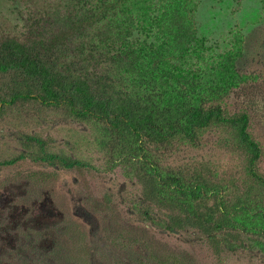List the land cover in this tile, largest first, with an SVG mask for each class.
Returning a JSON list of instances; mask_svg holds the SVG:
<instances>
[{"label":"trees","instance_id":"16d2710c","mask_svg":"<svg viewBox=\"0 0 264 264\" xmlns=\"http://www.w3.org/2000/svg\"><path fill=\"white\" fill-rule=\"evenodd\" d=\"M66 1L27 35L0 33V120L13 113L26 123L34 119L29 112H37L86 125L96 134L105 168L120 170L141 185L145 202L171 212L168 230L196 228L215 248L222 243L232 249L236 237L243 248L264 253V178L254 170L260 147L248 133V115L227 118L221 105L248 81L235 69L239 49L195 69L169 65L168 59L184 62L195 54L193 0ZM215 125L232 128L250 154L249 173L258 186L251 202L241 195L228 205L222 197L216 211L202 203L218 194L206 188L202 173L160 163V151L197 145ZM15 143L22 148L0 154V170L23 160L84 167L37 136Z\"/></svg>","mask_w":264,"mask_h":264},{"label":"rangeland","instance_id":"374dc122","mask_svg":"<svg viewBox=\"0 0 264 264\" xmlns=\"http://www.w3.org/2000/svg\"><path fill=\"white\" fill-rule=\"evenodd\" d=\"M66 2L0 0V33L27 35ZM193 2L195 54L184 62L168 59L169 65L195 69L239 49L235 69L248 81L221 105L227 118L248 115V133L260 147L254 170L264 178V0ZM29 113L34 119L26 123L13 113L0 120V154L20 151L15 141L31 135L51 151L75 155L84 167L64 170L23 160L0 170V264H264V253L248 244L243 248L236 237L230 239L232 249L222 243L215 248L196 228L168 230L171 212L145 202L141 185L120 170L105 168L89 127ZM160 155L163 166L198 171L206 188L218 191L217 198L209 194L202 201L206 209H221L222 197L228 205L241 195L251 202L258 192L249 173L250 154L227 125L212 126L197 145L176 144Z\"/></svg>","mask_w":264,"mask_h":264}]
</instances>
